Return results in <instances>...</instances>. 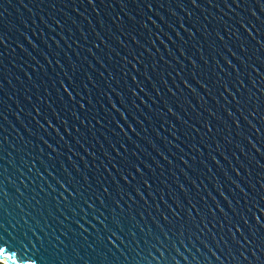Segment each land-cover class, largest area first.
<instances>
[{
    "label": "water",
    "instance_id": "obj_1",
    "mask_svg": "<svg viewBox=\"0 0 264 264\" xmlns=\"http://www.w3.org/2000/svg\"><path fill=\"white\" fill-rule=\"evenodd\" d=\"M200 2L202 3L201 7L194 8L188 3V0H184L185 7L181 11L180 8L176 7L173 0H154L153 11L149 12L147 8L140 6L138 0H126V5L122 4L121 0H95L92 5H89L87 0H10V2L9 0H2L0 11L3 12V15L0 16V33L5 37V46H0V64L4 66L3 69H0V112L3 113V117H6V119L0 117V138L6 136L7 142L3 144L4 150L0 152V155L4 156V160L0 161V165L7 170L5 174L8 179L5 181L4 187L14 200H23V197H19L15 192V188H20L21 192L25 191L19 183L20 179H23L24 184L30 187L28 191H32L31 188L36 185L46 188L44 181L53 183V186H56L54 181L43 173L40 164V160L48 162V156L50 155L53 157L51 161L53 167L49 170L53 172L54 176L59 177L61 175L59 165L62 163L72 177L79 178L76 169L72 167L75 164L76 168L80 170V174L89 176L90 183L92 182V176L99 172L103 173L106 179L110 173L118 183L123 184V181L119 180L116 169H113L108 161L111 159L119 168L121 167V156L136 159L131 156L134 151L136 156L139 157V161H143L144 164L148 165V168H145L143 164L138 163L143 178L148 180L149 187L147 191H151V197L147 195L144 185L140 182L141 177L134 171L133 177H136V179L133 180L132 177H129V184L135 183L140 187L142 195L148 201L147 210L157 218L156 223L172 226L163 221V216L159 217L156 210L159 208L165 215H168L167 208L170 209L169 205H172L173 199H179L185 204V221H189L190 212L193 216H196L197 211H202L201 215L207 217L205 219L207 228L193 229L194 235L191 237V243L188 242L187 233L185 234L184 246L177 243L181 255H177L171 248L161 249L165 252V256L171 253L179 264H197V262L198 264H232V259L228 256L225 245L227 244L232 248L235 255L238 256L239 253L235 252L236 245L232 242L228 233L230 225L225 216L232 217L231 209H237V211L243 209L245 199L255 194L248 189L247 183L251 182L256 185V180L260 176H264V171L261 170V163H264V111H261V106L264 105V80L259 79L256 74L259 73L260 76L264 77V69L260 68V63H264V53L259 50V46L248 36L237 21H242L245 28L254 36H257V40H259L257 28L264 32V25H261L259 20L250 15L248 7H252L253 11L256 12V16L260 17L261 20H264V12H261L255 6L254 0H250L251 4L248 7L235 8L233 5V10L225 8L220 0H214V4H219L218 7L208 4L206 0H200ZM159 3H166V7L160 8ZM169 9L174 11L176 15H171ZM149 15L156 21L155 25L146 19ZM160 16L164 17L166 23L160 20ZM117 17H119V20L116 19ZM205 17H207V20H205ZM178 18L185 24L186 28L192 27V23L198 20L199 24L197 26L201 27V32L207 29V32L211 34L207 35V42L204 38H201L200 33L195 31H193L195 39L189 41L188 44L178 41L172 30L167 27L168 24H172L177 31H180L181 36L187 40V34L177 24ZM249 20L252 21L251 24L248 23ZM57 21H59L58 24ZM143 23L147 25L146 28L143 27ZM121 24H123V28L119 27ZM226 29L227 31H225ZM217 31L224 37L223 42L216 39L215 32ZM164 32L172 37L171 41L163 34ZM233 32L236 33V36L232 35ZM129 33L136 35L137 40L148 48V52L144 54L145 60L156 61L154 66L157 69L156 73L152 72V66L144 69L139 64L137 65L139 71H135L130 64L120 59L121 56L127 55V47L134 48L138 52L143 51L137 45H132ZM116 36H119L120 42H117ZM237 36L240 37L239 40H237ZM149 39L152 41L151 44L148 43ZM101 40H103V43H101ZM161 40L164 41V44H167L172 56L176 57L175 60L165 52L164 44L160 43ZM196 40L200 41L201 51L199 53L191 47ZM213 41L217 50L233 64H236V72H233L232 68L224 63L221 55H217L208 47V44ZM261 42L264 43V39ZM241 43L245 46L243 51L239 47ZM93 44H95V47H93ZM223 44H227L236 53V56L244 61L243 65H241L240 59L233 57L223 47ZM105 45L109 47H105ZM90 47L92 48L91 54L87 51ZM177 48L185 51L184 57L180 56ZM188 55H191L196 61L197 69H193L192 65L189 64L186 58ZM201 55L208 60L207 65H204L203 61L200 60ZM45 56L52 61L51 65L45 61ZM161 56L168 61V64L160 60ZM213 56H215V61L212 59ZM257 56H261L259 60L256 59ZM96 59L100 60L99 64ZM128 59H131V57H128ZM55 60H59L60 64L57 65ZM69 62L74 63L80 69L77 75L81 78H83V73L87 72L92 77V83L96 84L97 89L100 90L92 89V84H88V81L84 80V83L88 84L91 90L92 107L95 113L98 114L97 118L103 117L100 124L92 119L89 125L88 120H85V126L82 127L78 121L70 116L68 111L61 107V101L56 97V89L59 85L54 84V82L58 78L57 73H60L59 79H63L62 68L63 71H70L68 68ZM89 63L91 68L88 66ZM121 63L124 64V72L117 71ZM41 64L44 65V72L47 73V76H41ZM101 64L104 67H101ZM249 64L253 65L256 73L248 67ZM221 69L224 71L221 72ZM145 70L160 91L159 97L152 90L149 80L144 78L143 72ZM109 71L114 72V80L108 81ZM101 72L104 73L103 76L100 75ZM129 72L137 76L138 82H142L141 86L152 97V100H149L137 89V96L144 99L147 108L140 105L139 101H137L138 111L129 107L128 112H131V115L126 112V119L128 123L132 124L134 131L128 129L127 124L120 121L124 132L128 134L126 138L111 122L112 116L116 114L109 110V114L106 115L101 110L100 105L102 104L106 109L109 108L108 98L103 95V91H108L105 82L107 81L113 87L122 90L123 81H121V76H123L124 81L131 85L130 77L127 75ZM161 72L163 73L164 83L159 80ZM177 72L180 73L179 76H177ZM168 73H171V75H168ZM213 73H219L220 78L225 82H230L229 90L233 95H237V93L231 87V84L235 83L237 74L240 75V79L246 87H251L254 81L258 91L256 97H253L252 107L256 109V112H252L251 108L246 109L244 107L237 111L227 93L221 97L219 93L223 89L211 82L216 79ZM193 74H196V79L208 85L209 92L196 84ZM205 74H207V79H205ZM249 74H251L250 79ZM181 78L196 89L199 97L202 98L199 102L197 97L180 83ZM41 79L44 80L43 86L39 83ZM118 81L120 82L117 83ZM33 84H36V87H33ZM165 84H167V87L172 88L175 96L168 93ZM44 87L48 88L47 97L44 95ZM108 95L119 107L120 105L114 93L109 91ZM37 96L41 98L39 104L42 110L45 108L44 99L47 98L52 108L56 109L57 115L64 118V124H58L55 119L52 122L60 134L64 136V139L68 141L67 146H64L63 142L56 145L58 137L51 132V129H48L46 133L44 129L37 127L36 120H40L41 123L44 122L42 116H37L31 107L32 104L37 103ZM61 96L66 102L67 97L64 96L62 90ZM213 96H215V99H213ZM74 99L79 98L74 97ZM185 99L188 103H184ZM164 101H167L173 107V111L181 117V122H178L175 116L167 113V110L163 107ZM82 102L85 103L87 108V102ZM189 104H191V107H189ZM68 106H75L74 102ZM75 107L78 114H80L78 106ZM205 108H209L218 114L222 122L217 121L213 116H209L204 111ZM224 108L231 111V117L224 112ZM148 109H152L151 114L148 113ZM156 109H160V112L156 113ZM140 113L150 115V119L145 120ZM197 113H199V116H197ZM48 115L51 118V109H48ZM84 115H89V113L85 112ZM133 116L136 117L135 120L132 118ZM245 116L247 120L244 119ZM33 117H35V120ZM89 119H91L90 115ZM198 119L209 120V126L213 129L212 132L209 133L206 129H203L197 123ZM233 119L236 120V124L232 123ZM137 120L140 123H137ZM183 121L187 123H183ZM249 121L252 123L250 124ZM73 124L76 125L75 128H73ZM161 124L163 127H161ZM188 125H193V127L189 128ZM65 126L68 128L67 133L64 132ZM45 127L47 126L45 125ZM88 127L92 129L91 132L88 131ZM257 128L262 129L261 133L256 131ZM173 132H175V136L172 135ZM81 133H84V135L81 136ZM114 133L116 134L114 135ZM38 137L48 140L49 143L58 148L61 154L51 153V150ZM73 137L79 140L80 143H75ZM129 139L132 143L129 142ZM168 140H171L172 143L168 144ZM249 140L252 144H256L257 147L261 148L260 153L252 148ZM121 143L124 144L123 149L120 148ZM81 144L87 149V152L84 151V148H81ZM152 145L159 148L167 157V160L158 155ZM192 145H195V147H192ZM218 145L219 151L217 150ZM69 148L72 149L71 152L68 151ZM113 148L116 149L115 152ZM196 148H199V152L196 151ZM105 152L108 154L107 157L104 155ZM117 152L121 156H117ZM221 152L223 155H221ZM73 153L76 154L73 155ZM37 156L40 157L39 160L36 159ZM181 156H183L184 162L181 161ZM213 156H215V162L212 160ZM69 157H71V160H69ZM168 161H171V163H168ZM237 162L244 164L248 168H246V171H249V173L246 174ZM105 166L107 172L104 171ZM28 167H32V173L27 171ZM193 168L195 171H193ZM233 168L240 172L239 177L233 172ZM17 169L23 172V177L20 176V172L16 171ZM37 170L44 176V180L35 175ZM2 178L0 177V179ZM234 180L249 193L247 198L243 197V194L236 188L233 183ZM191 181L195 182V186ZM109 183H111V180H109ZM261 183H264V181H261ZM180 185L184 186L189 198L194 199V203L197 205L195 210L188 209L184 193L180 191ZM256 188L259 189V185H256ZM221 192L223 196H221ZM129 195H132L134 200L138 199L134 193L130 192ZM217 204L219 209L216 208ZM229 205H231V208ZM121 206L126 207L123 203ZM172 207L175 210L174 205ZM209 207L212 209L215 219L207 213ZM221 210L223 211L221 212ZM65 215L70 216L71 219L70 213L65 212ZM137 219L139 220V217ZM171 219L172 217L169 216V220ZM209 220H211V223H208ZM144 221L147 225L145 227L146 232L148 228L155 230L154 225L151 223L152 217L145 214ZM249 222L251 223L250 218ZM190 223L194 225L196 221L191 220ZM68 225L69 227H75L70 221ZM50 226L52 229L58 227L55 221H50ZM244 230L241 225V231ZM232 233L237 239L240 238L239 233H236L234 228ZM196 237H199V239ZM204 244H207L208 248H211L212 252L220 257V260H217L208 251V248L204 247ZM196 249H199V252ZM152 254L159 258V253L155 249L152 250ZM245 255L249 254L245 252ZM184 257H187V261ZM193 257H195V260L192 259ZM153 264H156V261H153ZM168 264H175V262L169 260ZM241 264H247V262L241 259Z\"/></svg>",
    "mask_w": 264,
    "mask_h": 264
},
{
    "label": "snow or ice",
    "instance_id": "obj_2",
    "mask_svg": "<svg viewBox=\"0 0 264 264\" xmlns=\"http://www.w3.org/2000/svg\"><path fill=\"white\" fill-rule=\"evenodd\" d=\"M173 2L176 3V7L180 8L181 11L184 10V0H173ZM206 2L216 7L219 6V4H214V0H206ZM220 2L229 10H233V5L235 8H241L245 6L248 7V5L251 4L250 0H220ZM254 2L255 6L259 8L261 12H264V0H254ZM87 3L92 5L95 3V0H87ZM121 3L126 5V0H121ZM138 3L140 6L147 8L149 12H152L155 6L154 0H138ZM188 3L194 8H200L202 5L200 0H188ZM0 7H2V0H0ZM159 7H166V3H159ZM169 11L171 12V15H176L171 9H169ZM248 11L252 17L259 20L261 25H264V20H261L260 17L256 16V12L253 11L252 7H248ZM2 15L3 12L0 11V16ZM81 15H83V13H81ZM157 15L159 14L157 13ZM159 18L162 22H165L163 16H160ZM116 19L119 20V17ZM146 19L151 21L153 25L156 24V21L152 19L151 15L147 16ZM205 20H207V17H205ZM56 23L58 24L59 21ZM237 23H240V26L244 28V31L248 36L259 46V50L264 53V43L261 42V40L264 39V34L261 33L264 32H261L260 28H257V34L260 37L259 40H257V36H254L248 31L242 21H237ZM248 23L251 24L252 21L249 20ZM177 24L179 28L187 34V40L181 36L180 31H177L172 24H168L167 27L172 30L177 37V40L184 44H188L189 41L195 39L193 31L200 33L201 38H204L206 42L207 35H211L207 32V29H204V31L201 32V27L197 26L199 24L198 20L192 23V27L190 28H186L185 24L181 22L179 18L177 19ZM119 27L123 28V24ZM143 27L146 28L147 25L143 23ZM225 31H227V29ZM163 34L168 37L169 41L172 40V37L169 36L167 32H164ZM232 35L236 36V33L233 32ZM129 36L132 45H137L140 49H143V51L138 52L134 48L127 47V55L121 56L120 59L126 61L127 64H130L131 68L135 71H139L137 69V65L139 64L144 69L152 66V72L156 73L157 69L154 67L156 61L145 60L144 54L148 52V48L137 40L136 35L129 33ZM215 36L217 40L223 42L224 37L220 35V32H215ZM25 39H27V37H25ZM115 39L117 42H120L119 36H116ZM157 39L159 40L158 36ZM239 39L240 37L237 36V40ZM101 43H103V40H101ZM148 43L151 44L152 41L149 39ZM160 43L164 44V41L161 40ZM199 44L200 41L196 40L195 43L191 45V47L195 48L198 53L201 51ZM0 46H5V37L2 33H0ZM93 47H95V44H93ZM105 47L109 46L105 45ZM208 47L216 52L217 55H221L224 63L231 67L233 72H236V64H233L227 57L223 56L217 50L214 41L209 43ZM223 47L226 48L233 57L240 59L241 65H243L244 61L240 57H237L236 53L232 51L227 44H223ZM239 47L241 51H243L245 46L241 43ZM164 49L169 56H172V53L168 50L167 44H164ZM87 51L91 54L92 48H88ZM157 51H159V49H157ZM177 51L180 56H185V51L183 49L177 48ZM117 55H119V53H117ZM128 57H131V59H128ZM260 57L261 56H257L256 59L259 60ZM186 58L189 64L192 65V68L197 69L198 66L192 56L188 55ZM53 59H55V57H53ZM172 59L175 60L176 57L172 56ZM212 59L215 61V56H213ZM160 60L165 64H168V61L165 60L163 56L160 57ZM200 60L203 61L204 65L208 64V60L205 59L203 55L200 56ZM45 61L49 65L52 63V61L48 60L47 56H45ZM55 62L57 65L60 64L59 60H55ZM96 62L99 64L100 60L96 59ZM177 62L179 63V61ZM88 66L91 68L90 63ZM3 67L4 66L0 64V69H3ZM101 67H104V65L101 64ZM217 67H219V65H217ZM248 67L252 69V72L256 73L253 65L249 64ZM68 68L70 71H63L62 68L63 79H59L60 73H57L56 75L58 78L54 82V84L59 85L56 89V97L61 101V107L65 111H68L70 116L78 121L82 127L85 126V120H88L89 125L91 124L92 119H94L97 124H100L103 117L97 118L98 114L95 113V110L92 107L93 100L90 95L91 90L88 87V84H92V89H97V85L92 83V77L87 72L83 73V78L77 75L80 69L74 63L69 62ZM260 68L264 69V63H260ZM40 71L42 77L47 76V73L44 72L43 64L40 65ZM105 71H107V69H105ZM117 71H125L123 63L119 65ZM220 71L223 72L224 70L221 69ZM176 74L177 76L180 75L179 72ZM256 74L259 79L264 80V77L260 76L259 73ZM100 75L103 76L104 73L101 72ZM127 75L130 77L131 85H129L127 81H124L123 76H121V81H123L122 90H118L107 81L105 82V87L108 91H103V95L108 98L107 103L109 108L106 109L102 104L100 105L101 110L106 115L109 114V110L116 114L112 116L111 122L115 124L116 128L119 129V132L123 133L126 138L128 134L124 132V128L121 126L120 121L127 124L128 129L134 131L132 124L128 123L126 119V112H128L129 107L137 109L138 111L137 101H139L140 105H144V107L147 108L144 99L137 96V89H139V91L149 100H152V97L147 91H145L144 87L141 86L142 82L137 81V76L132 75L130 72L127 73ZM168 75H171V73H168ZM213 75L216 79L211 81L212 84L223 89V91L219 93L221 97H223L225 93L231 97L233 107H235L237 111H240V108L244 107L246 109L251 108L252 112H256V109L252 107L253 97H256L258 91L254 81L252 82L251 87H246L244 82L240 79V75L237 74L235 83L231 84V87L234 88L237 93V95H233L229 90L230 82H225L220 78L219 73H213ZM143 76L145 79L149 80L152 90L155 92L156 96L159 97L160 91L156 88V84L150 79L146 70L143 72ZM207 78V74H205V79ZM250 78L251 74H249V79ZM49 79L51 78L49 77ZM85 79L88 81V84L84 83ZM107 79L108 81L114 80V72L109 71ZM193 79L200 88L205 89L206 92L210 91L206 83L196 79V74H193ZM159 80L161 83H164L162 72L159 76ZM119 82L120 81L117 83ZM39 83L43 86L44 80L41 79ZM180 83L188 89L190 93L197 97L198 102L202 99L199 97V93L196 92V89L185 79L181 78ZM237 85H239V87H237ZM32 86L36 87V84H33ZM165 87L167 88L168 93L175 96L172 88L167 87V84H165ZM61 90L64 96L67 97L66 102L61 96ZM81 90L83 91V95ZM97 91L100 90L97 89ZM109 91L114 93L116 100L120 105L119 107L108 95ZM44 95L45 97L48 95L47 87H44ZM74 97H78L79 99H74ZM40 99V96H37V103L32 104L31 106L32 110L36 112V115L42 116L44 121L41 123L40 120H36L37 127L44 129L46 133L48 129H51V132L58 137L56 145H60L61 142H63V145L67 146L68 141L64 139V136L60 134L57 127L52 122V120L55 119L58 124H64V118L57 115L56 109L52 108V105L49 104L47 98L44 99L43 103L45 108L42 110L39 104ZM161 99L163 100V98ZM213 99H215V96H213ZM82 101L87 102V108ZM73 102L75 106H78L80 114H78L75 106H68L72 105ZM153 103H155V101H153ZM184 103H188L187 99L184 100ZM163 107L167 110V113L175 116L176 120L181 122V117L173 111V107L170 106L167 101H164ZM189 107H191V104H189ZM221 107H223V105H221ZM48 109H51V118L48 115ZM204 111L207 112L209 116H213L217 121L222 122L221 117L211 109L205 108ZM261 111H264V105L261 106ZM85 112L89 113L91 119H89V115H84ZM159 112L160 109H156V113ZM224 112L229 117L232 116L231 111L227 108H224ZM148 113L151 114L152 109H148ZM128 115H131V112H128ZM140 115L143 116L145 120L150 119V115L144 113H140ZM257 115H259V113H257ZM117 116L119 118L118 120ZM197 116H199V113H197ZM0 117H3L2 112H0ZM3 118L6 119V117ZM132 118L134 120L136 119L135 116ZM33 119L35 120V117H33ZM244 119L247 120V117L245 116ZM137 123H140V121L137 120ZM183 123L187 122L183 121ZM197 123L200 124L203 129H206L207 132H212L213 129L209 126V120L198 119ZM232 123L236 124V120L233 119ZM249 123L251 124L252 122L249 121ZM45 125L47 127H45ZM75 127L76 125L73 124V128ZM161 127H163L162 124ZM188 127L192 128L193 125H188ZM88 131L91 132L92 129L88 127ZM256 131L261 133L262 129L257 128ZM64 132H68L66 126L64 127ZM115 134L116 133H114V135ZM80 135L83 136L84 133H81ZM137 135H139V133H137ZM172 135L175 136V132H173ZM38 139L42 140L43 144L51 150V153L57 155L61 154L59 153L58 148L49 143L48 140H45L43 137H38ZM177 139H179V137H177ZM0 140H2V142H0V152H2L4 150L3 144L7 142V137L0 138ZM73 140L77 144L80 143L75 137H73ZM129 142L132 143L130 139ZM167 143L171 144L172 141L168 140ZM249 144H251L252 148L255 149L257 153L261 152V148L257 147L256 144H252L251 140H249ZM80 146L81 148H84L82 144ZM152 146L158 155L167 160V157L164 156L159 148L155 145ZM192 147H195V145H192ZM120 148H124L123 143L120 144ZM217 150L219 151V145L217 146ZM18 151L20 150L18 149ZM68 151L71 152L72 149L69 148ZM84 151L87 152V149L84 148ZM113 151L115 152L116 149L113 148ZM196 151L199 152V148H196ZM75 154L76 153H73V155ZM104 155L105 157L108 156L106 152ZM116 155L121 156L118 152ZM221 155H223L222 152ZM131 156L136 159L133 160L128 156H121V167L119 168H117V164L112 162L111 159L108 161L110 166L113 169H116L119 180L123 181V184H121L118 183L116 178L112 177L110 173L106 179L104 178V174L99 172L96 173L95 176H92V182L90 183L89 176L80 174V170L76 168L75 164H73L72 167L76 169L79 178L72 177L62 163L59 165L61 175L59 177L54 176L53 172L49 170L53 167L51 163L53 157L50 155L48 156V162L40 160V164L43 173L47 174V176L54 181L56 186H53V183L44 181L46 188L36 185L31 188L32 191H28L30 187L24 184L23 179H20L19 183L24 187L25 191L21 192L20 188H15V192L19 197H23V200H14L5 190L4 184L8 179L5 174L7 170L0 165V177H3L0 179V264H142V262L143 264H153V261H156V264H168L169 260L175 262V264H179V262L176 261L175 256H172L171 253H169L168 256H165V252L161 251V249L167 250L168 248H171V250L176 252L177 255H181L177 248V243L184 246L186 233L188 235V242L191 243V237L194 235L193 229L200 230L201 228H207V224H205V219L207 217L201 215L202 211H197L196 216H193L190 212L189 221H185V204L179 199H173L172 205H174L175 210H173L172 205H169L171 210L167 208L168 215H165V213L160 211L159 208L156 210L159 217L163 216V221L168 222V224H171L172 226L169 227L164 223L163 225L161 223H156L157 218L154 217L151 212H148L146 207L148 206V201L144 198V195H142L140 187L135 183L129 184L128 180L129 177H132L133 180L136 179V177H133L134 171L141 177L140 182L144 185L147 195L151 197V191H147L149 187L148 180L143 178L138 163L143 164L145 168H148V165L144 164L143 161H139V157L136 156L134 151L131 153ZM21 159H23V157H21ZM36 159L39 160L40 157L37 156ZM81 159H83V157H81ZM180 159L184 162L183 156H181ZM3 160L4 156L0 155V161ZM69 160H71V157H69ZM212 160L215 162V156L212 157ZM168 163H171V161H168ZM201 163H203V161H201ZM237 163L240 168L244 169L246 174L249 173V171H246L247 167H245L244 164ZM85 167L87 166L85 165ZM189 167H191V165H189ZM232 170L238 177L240 176V172L237 171L236 168H233ZM261 170L264 171V163H261ZM16 171L20 172L19 169ZM27 171L32 173V167H28ZM104 171L107 172L106 166ZM193 171H195L194 168ZM35 175L41 180H44V176L39 170H37ZM185 175L187 176V174ZM20 176L23 177V172H20ZM109 180H111V183H109ZM261 181H264V176H260V178L256 180V185H259V189H257L256 185H253L251 182L247 183L248 189L255 193L250 198H247L249 193L245 191V188L241 187L235 180L233 181L239 192L247 199H245L242 210L237 211V209H231L232 217L225 216V219L230 225L228 233L231 236L232 242L236 245L235 252L239 253L238 256L235 255L233 249L227 244L225 245L228 256L232 259V264H241V259L246 261L247 264H264V183H261ZM191 183L195 186L194 181H191ZM179 187L180 191L184 193V199L187 201L188 209L195 210L197 205L194 203V199L189 198L183 185H180ZM130 192L134 193L138 199L134 200L133 196L129 195ZM220 194L223 196L222 192ZM161 199L163 198L161 197ZM201 199H203V197H201ZM122 203L123 205H126V207H122ZM237 203H239V201H237ZM229 207L231 208V205H229ZM216 208L219 209L218 204L216 205ZM222 211L223 210H221V212ZM65 212L71 214V219L70 216L65 215ZM207 213L212 215L213 219H215L210 207L207 209ZM145 214L152 217L151 223L154 225L155 230H153V228H148L147 232L145 231V227L147 226L144 221ZM169 216L172 217L171 220H169ZM137 217H139V220ZM249 218L251 219V223L249 222ZM191 220H195L196 223L194 225L191 224ZM50 221H55L58 227L52 229ZM69 221L75 226L74 228L69 227ZM208 223H211V220H209ZM142 224L144 225L143 227L141 226ZM186 224L188 225L187 227L185 226ZM241 225L245 229L244 231H241ZM233 228L236 233H239V239H237L232 233ZM161 237H163V239H161ZM196 238L199 239V237ZM221 239H223V237H221ZM241 241H243V243H241ZM201 243H203V241H201ZM204 247L208 248V245L204 244ZM153 249L159 253V258L153 256ZM196 250L199 252V249ZM208 251L211 252L217 260H220V257L216 256V253L212 252L211 248H208ZM245 252L249 255H245ZM184 259L187 261V257H184ZM192 259L195 260V257Z\"/></svg>",
    "mask_w": 264,
    "mask_h": 264
}]
</instances>
